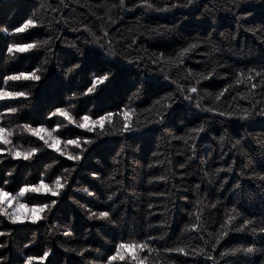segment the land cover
Listing matches in <instances>:
<instances>
[{"label":"trees","instance_id":"1","mask_svg":"<svg viewBox=\"0 0 264 264\" xmlns=\"http://www.w3.org/2000/svg\"><path fill=\"white\" fill-rule=\"evenodd\" d=\"M141 2L125 0L122 8L119 0H0V30H7L0 31V77L37 68L42 76L38 84L23 80L4 83L0 79V88L7 91H29L25 85L31 86L30 107L22 109V118L7 115L0 118V126L14 131L13 143L21 150L35 146L33 141L36 138L19 127L26 122L33 123V126L45 123L52 128L59 125L54 135H59L61 140L75 138L81 133L80 129L69 128L59 116L53 117L50 122L46 120L47 112L55 106L65 107L73 116L77 111L85 114L83 104L87 105L89 114L96 113L97 105L102 101L104 110L114 113L130 107L134 109L131 116L133 126L147 131L144 126L149 120H155L158 112L165 111V106L172 102L169 97L175 96L181 108H188L191 103V111L182 124L173 126L171 121H165L163 125L153 124L150 127L158 130L146 137L136 136L127 140L122 137L105 138L107 150L97 149L82 161L83 170L78 169V173L74 174L76 181L71 183L70 189L65 190L48 220H42L37 225H9L0 216V230H13L8 249L0 250L12 264H19L22 255L42 256L48 247H53V254L34 264H48L49 261L51 264H83L81 257L65 252L61 245H90L97 251L86 254L87 259L92 260V264H100L96 257L104 255L114 243L121 239L129 243L143 242L149 235L157 238L155 243L149 245L151 251L136 252V259L126 251V259L116 264H181L184 260L193 264V257L177 258L175 253L165 249L195 244L197 241L194 237L203 235L208 239V233L219 236L227 227L238 226L243 219L252 221L248 228L254 227L256 234L250 231L230 232L228 237L221 240L213 255L219 258L220 252L240 243L258 247L264 239L259 234V229L264 227V180L259 179L264 176V120H227L218 116L212 120V113L200 112L195 108L199 101L202 107L232 110L239 115L240 109L251 110L254 103L259 102L258 107L264 105V78L248 80V69L259 71V66L264 63V29L261 28L264 23V0H201L197 16L203 13V19L212 23L213 28L199 26L198 31H192L190 38L187 31L191 29H188L183 41L175 33L157 35V32L171 29L174 21L178 24L183 19L181 13L186 10L145 12L143 8L134 7V4ZM174 2L177 0H155L161 6ZM241 2L242 7H234ZM245 9L251 14L238 22L237 17L244 15ZM29 18L35 19L40 27L26 30L23 34L12 32ZM250 28L258 31L253 34L246 30ZM44 40H49V44L43 45ZM25 42H35L38 47L23 57L6 52L8 43ZM188 43L199 46L180 56L179 53ZM73 44L75 48L70 46ZM90 50H94L95 57L88 55ZM111 52H115L116 56H111ZM161 53H164L163 57H160ZM157 58L158 62L153 64L152 60ZM45 60L47 64L43 63ZM76 63L80 68L66 76L65 73H69ZM213 69L215 73L209 80L201 79V85L195 84V78H201V75H207ZM113 73L117 81L123 84L118 91L100 100L95 98V93L92 96L83 95L95 75L111 76ZM165 74L170 77L169 81L162 79ZM251 75L254 76V73ZM145 76L160 78L159 83L163 87L158 90V96L136 98L133 95V82ZM172 80L176 83H172ZM252 84L256 87L252 88ZM178 86L185 89L186 94L189 87L197 86L198 92L191 94V102L185 101L179 94ZM103 87L101 84L98 89ZM225 88L228 91L224 96L219 101L215 100V95ZM241 96L246 99H241ZM69 97L81 103H76L75 107L61 103ZM157 99L160 100L159 104L155 103ZM3 103L19 107L15 100H7L0 102V112H5ZM76 118L78 121L79 117ZM121 120L122 115L113 116L117 126ZM221 120L225 122L221 124ZM201 124H204L205 131H193ZM83 135L94 138L96 133ZM182 136L189 138L188 144L182 139H174ZM221 136L224 137L223 141ZM192 138H195L197 145V158L188 160ZM237 140L241 143L233 148ZM64 150L78 151L71 147ZM56 155L49 150L31 164L5 160L0 165V173L12 166L16 168L6 190L15 195L19 186H32L41 178L50 184L56 175L63 173L62 168L57 172L58 165L44 173L43 166L52 163ZM60 160L65 167L72 165L63 157ZM204 160H207L206 164L202 163ZM233 160L235 164H232ZM182 163L185 164L183 168L180 167ZM230 165L233 167L231 173L214 175L215 169ZM92 170L101 172L103 181L93 179L90 175ZM205 171L209 177H204L202 182ZM113 174L115 178L109 180ZM225 177L227 183L222 191L217 192ZM210 178L213 185L208 184ZM117 181H122V184ZM236 182L240 183L241 190L233 194L231 189ZM197 184H200L199 192L196 190ZM83 188L95 192L96 197L88 196ZM113 191L117 193L116 212L121 222L119 229H112L106 222L89 220L78 206L90 207L96 212L107 210L103 202ZM50 199L52 197L31 192L20 198L26 204L50 202ZM233 207L241 215L235 221H229L230 216H236L232 212ZM24 211L27 213V209ZM222 224H225V229L221 228ZM69 227L73 234L62 235ZM200 243L203 246L202 241ZM258 258L237 253L220 259L219 264H253V260ZM195 264H204L203 257L197 259Z\"/></svg>","mask_w":264,"mask_h":264},{"label":"snow or ice","instance_id":"2","mask_svg":"<svg viewBox=\"0 0 264 264\" xmlns=\"http://www.w3.org/2000/svg\"><path fill=\"white\" fill-rule=\"evenodd\" d=\"M120 6L123 8L125 5V0H119ZM201 0H177V2L165 4L163 6L155 3V0H142L140 4H134V7L143 8L145 12H154V13H172L178 9H184L186 11L181 13L183 19L179 20L177 24L176 21L173 22V27L168 29L166 32H157V35H166L175 33L177 38L181 41L185 39V32L188 29L191 31H187V36L190 38L192 35V31H198L199 26L207 25L208 28H213L212 23H208L203 19V13L200 16H197V12L199 11ZM264 6V3H262ZM237 9L242 7V2L234 5ZM131 10V9H129ZM235 14V13H234ZM251 13L248 12L247 9L244 11V15L238 16L237 21L240 22L246 19L247 15ZM40 27L37 24L35 19H26L24 22L14 28L12 30L15 34H23L26 30L35 29ZM261 28L264 29V23L261 24ZM75 30V29H74ZM247 31L253 32L255 34L258 30L254 28L246 29ZM0 31H7L6 29ZM107 35V33H105ZM111 43V41H109ZM135 43V41H133ZM264 43V41H262ZM43 45H48L49 40L42 41ZM71 47H76V45H70ZM199 45L197 43H188L186 47H183L182 51L179 53L180 56H183L185 53H189L190 51L196 49ZM38 44L35 42H25V43H8L6 45V52L12 56L19 54L21 57L28 54L30 50L37 49ZM103 47V45H101ZM51 50V49H49ZM79 52V49H77ZM88 55L90 57H95L94 50H90ZM111 56L115 57L116 53L111 52ZM164 53L160 54V57H163ZM47 60L43 63L47 64ZM134 61H129V63H133ZM158 62L157 59H153L152 63L156 64ZM181 64L184 63L183 60L180 61ZM259 71L255 68H249L248 72L250 75L248 76V80L251 81L255 77L264 78V63L260 66ZM80 65L78 63L72 66L69 73H65L66 76H70L71 71L75 69H79ZM189 75L192 76V70L189 69ZM40 69H34L31 71H19L14 72L12 74L3 75L0 77L4 83L9 81L18 82V81H28L35 82L36 84L40 83L42 80V76L38 74ZM215 73V69L209 72L207 75H201V78H195V84L197 86L201 85V79L209 80L213 74ZM254 73V76L251 75ZM160 78L153 79L152 77L145 76L143 79H137L132 84V89H135L133 95L136 98H140L141 96H152L159 95V89L163 86L159 83ZM163 80L169 81L170 77L168 75H163ZM172 83H176L174 80ZM90 87L86 88V91L83 92L84 96H92L95 93V98L100 100L102 97H107L110 93L114 91H118L119 88L123 86L120 81H117L116 74L113 73L111 76L108 74L104 75H95L90 81ZM103 84V88H99L98 86ZM192 86L189 87L185 93V89L179 88V94L182 96L183 100L191 102L193 97L191 94H196L198 92V87ZM25 87L29 88V91H7L3 88H0V102H5L7 100H15L19 107L11 106L8 103H3V107L5 112H0V118L7 116H13L16 119H21L22 109L30 107L28 101L32 98L31 86L25 85ZM252 88H255L256 85L252 84ZM132 89H127V91H132ZM70 91V89H69ZM228 89L225 88L223 91H220L215 95V100L219 101L221 97L224 96V93L227 92ZM171 99V103L165 106V111H161L157 113V118L155 120H149L144 128H147V131H144L139 126H133L131 121V116L134 109L130 107H125L121 109L119 113H114L112 111H106L103 108V101L97 105V112L94 114H89L90 110L87 109V105L83 104V110L85 114L81 115L79 111H77L76 116L79 117L77 121L76 116H73L65 107L55 106L51 111L47 112L46 120L52 121L53 117H61L63 121L67 122V126L69 128L74 127L76 129L82 130L80 134H77L75 138L72 139H64L61 140L59 135H54L55 132L59 130V125L56 128L50 127L45 123H36L33 126V123H23L19 125V127L29 133L31 137L36 138L33 143L35 146L28 148L27 150H21L20 147H17L13 143L14 131L6 126H0V165L4 163L5 160L11 161H22L28 162L29 164L34 163L35 160L42 153H47L49 150L56 153V157L53 158L52 163L44 165V173H46L49 169H52L54 165H58L57 172L62 168L63 173L56 175L55 179L51 180V183H45L43 178L39 179L34 185H23L18 187V191H16L15 195H13L12 191L6 190L7 186H9L12 182V177L15 175L16 168L12 166L7 169L3 173H0V216L4 217L9 225H37L42 220H48L49 216L53 213V210L56 208L59 199L65 193L66 189L71 188V183L76 181V176L74 174L78 173L79 170L82 169V161L87 160L91 153L97 149L104 151L107 150V145L104 143L105 138L110 137H122L125 140L141 136L146 137L150 135L153 131L158 129H153L150 127L153 124L163 125L165 121H171L173 126L178 124H182L187 119V114L191 111V103L188 108H181L180 104L177 103L175 96L169 97ZM241 99H246L245 96H241ZM61 103L71 104L72 107L76 106V103H81V101H73L71 97L67 101H61ZM123 103V101H122ZM156 104L160 103V100L157 99L155 101ZM259 102L251 105V110L248 108L240 109V114L236 115L232 110H218L215 107H202L200 102L197 101L195 104V108L200 112L212 113V117L210 119L215 120V118L221 117L226 118L227 120L237 119L239 121H253L256 118H260L264 120V105H260L258 107ZM119 107V105L117 106ZM101 112L103 114H101ZM119 114L122 115V120L120 124L117 126L113 122V116ZM43 115V113L41 114ZM208 121L206 120L205 123ZM225 120H221L220 123L223 124ZM107 126V127H106ZM197 133H202L205 131L204 124H201L199 128L194 129ZM84 133H96L94 138H89ZM63 135V133H61ZM174 139H182L185 144H188V137H174ZM193 139V143L190 145L191 156L188 157V160H195L197 158V145L195 143V138ZM221 141H223L224 137L221 136ZM241 143L240 140H237L236 143L232 146L233 148L236 145ZM66 147H71L72 149L78 151H65ZM121 152H123V148H121ZM119 155V153H117ZM211 154L209 153V156ZM63 157L66 161H71L72 165L69 167H65L61 162L60 158ZM99 163V161L97 162ZM202 163H207V160H204ZM236 161L233 160L232 164H235ZM151 167V165H150ZM181 168L185 167V164L180 165ZM233 171V167L230 165L226 168H217L215 169V176H218L221 172L231 173ZM44 173H41L43 176ZM67 175H64V174ZM93 179L103 181V175L101 172L96 170H92L90 173ZM204 177H209V173L205 171L203 173L202 182ZM115 174L109 177V180L114 179ZM83 179V177H81ZM160 179H163L161 177ZM260 180H264V176L259 177ZM117 183H121L122 181H117ZM227 183V177L220 183L219 188L216 189L217 192L223 190L224 184ZM208 184L213 185V179H208ZM111 187V185H109ZM196 190L200 191V184L196 185ZM241 190V185L239 182H236L232 185L231 191L233 194H238ZM83 191L91 197H96V193L90 191L88 188H83ZM36 193L41 194L43 196H50V202H38V203H22L20 198L24 197L26 193ZM116 192H111L106 198L105 203L107 205V210H102L99 212L93 211L90 207H85L83 205H78L81 207L89 220H96L101 222H106L111 226L112 229L121 228V222L116 212ZM98 199V197H97ZM73 203H76L73 201ZM216 205L214 204L213 207ZM151 208L152 205L150 204ZM24 209H27V213H25ZM232 212L236 213V216H230L229 221H235L237 216L241 214L237 212V209L233 207ZM199 220V217H197ZM252 223L249 219H243L242 223L238 226H229L226 228L225 224L221 225L222 229H225L221 232L219 236H213L212 233H208V239H205L203 235L198 237H194L197 243L185 244L183 246H178L175 248H167L165 251L169 253H175L177 258L180 256L183 257H193V264H195L196 260L203 257L204 264H219V260L223 259L225 256L236 255L237 253L247 255L249 257H259L258 259L253 260V264H264V239L260 243V246H246L244 243L237 244L231 249L227 251H222L219 253V258L213 255V253L217 252V247L221 244V240L225 237H228L231 233H245L251 232L252 234H256L257 230L253 227L251 229L248 228V225ZM125 227L127 226V222H124ZM166 226V225H165ZM73 231L71 227L67 230L63 231L62 235L71 236ZM259 234L262 238H264V227L259 229ZM13 235V230L11 228H7L5 230H0V238H5L0 240V250L8 249L9 247V238ZM163 239V237H160ZM157 241L156 237L151 235L143 242H124L121 239L120 242L114 243L111 248L107 249L104 255L97 256L96 259L100 261V264H116L117 261H124L126 259V251L129 255L132 256L133 259H136V252H142L145 250L151 251L149 248L151 243H155ZM203 246H201V242ZM65 252L75 253L77 256L81 257L83 264H92V260L87 259L86 254L94 253L97 249L88 246H63L61 245ZM25 248L28 247L27 244L24 245ZM111 252V254H108ZM53 254V247H48L44 250L43 255L39 257H35L32 255H22L19 264H34L36 261H44L50 255ZM146 259V258H145ZM0 264H12V262L8 259V257L4 254L3 251H0ZM48 264H51L49 261ZM181 264H188L187 260L181 261Z\"/></svg>","mask_w":264,"mask_h":264}]
</instances>
